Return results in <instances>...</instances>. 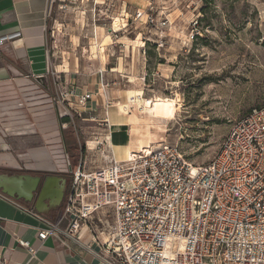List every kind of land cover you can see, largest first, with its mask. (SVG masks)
Here are the masks:
<instances>
[{"label":"rangeland","instance_id":"1","mask_svg":"<svg viewBox=\"0 0 264 264\" xmlns=\"http://www.w3.org/2000/svg\"><path fill=\"white\" fill-rule=\"evenodd\" d=\"M60 5L52 7L45 25V93L53 107L45 130L51 137L35 129L39 134L32 139L33 131L19 125L15 133L23 136L10 138L21 155L31 147L50 150L60 168L41 177L60 176L69 185L80 164L87 171L106 167L111 144L120 159L141 147L173 144L191 164L204 166L217 157L235 124L264 107V0H70ZM63 70L66 75L59 73ZM69 78L93 96L85 111H75L76 101L61 96L71 88ZM136 93L145 105L155 97L178 99L181 112L167 126L154 125L138 107L124 111ZM68 111L72 119L66 121ZM113 112L128 117L131 125H113L108 117ZM63 211L50 221L60 220Z\"/></svg>","mask_w":264,"mask_h":264},{"label":"built area","instance_id":"2","mask_svg":"<svg viewBox=\"0 0 264 264\" xmlns=\"http://www.w3.org/2000/svg\"><path fill=\"white\" fill-rule=\"evenodd\" d=\"M18 36L0 38V46ZM61 96L76 101L75 111L93 100L71 88ZM64 117L72 119L69 111ZM61 208L57 222L25 209L40 224V240H79L80 228L93 225L96 214L113 215L114 224L101 229L105 264H264V107L235 124L204 166L167 143L128 162L111 157L93 171L80 164ZM18 244L36 253L30 242Z\"/></svg>","mask_w":264,"mask_h":264},{"label":"crops","instance_id":"3","mask_svg":"<svg viewBox=\"0 0 264 264\" xmlns=\"http://www.w3.org/2000/svg\"><path fill=\"white\" fill-rule=\"evenodd\" d=\"M68 1L0 0V38L19 34L0 46V174L14 172L11 174L15 175L16 172L38 176L58 171L59 166L53 163L49 149L31 147L21 155L15 151L14 140L10 138L23 136L15 133L21 131L19 125L33 131L32 139L41 132L50 135L51 130H45L46 121L50 122L53 115L51 98L45 93V25L52 7L58 4L61 7V3ZM59 73L66 75L67 71ZM68 83L77 94L83 92L74 87L70 78ZM41 103L48 106L36 108ZM108 117L110 122L113 119L124 129L131 125L128 117L118 113H108ZM23 121L28 123L21 124ZM32 207L0 191V264H105L100 258V245L106 240L101 229H109L114 224V217L108 211L95 215L94 226L84 224L78 233L79 240L68 239L63 244L55 237L40 240V224L25 210ZM60 209L46 211L43 215L52 218ZM18 240L30 242L36 253L32 255L21 248Z\"/></svg>","mask_w":264,"mask_h":264},{"label":"bare ground","instance_id":"4","mask_svg":"<svg viewBox=\"0 0 264 264\" xmlns=\"http://www.w3.org/2000/svg\"><path fill=\"white\" fill-rule=\"evenodd\" d=\"M145 104H144V100L141 94L136 93V96L132 100V102L124 106V111L130 114V111L127 110L129 109L130 105L138 107L143 110L142 113H144V115L149 119V121L157 126H167L168 123L174 121L177 118L178 113L181 112V103H179L178 99H174V98L155 97L151 99L148 105H145ZM112 118H113V115H112ZM115 122L116 121H113L112 119L111 123L113 124ZM106 123L110 129L109 121L106 120ZM106 140L108 141V137L106 138ZM107 141L106 143L108 144ZM109 147L112 150L111 154L113 157V161H116L118 163H123V162H128V160L133 158L135 155H139L142 152L149 151L151 148H156L158 146L150 147L147 149H143L144 147L143 148L141 147L137 153L128 151L127 158H124V159H120L119 157H117L116 151L112 144L109 145ZM29 184L30 183L28 182V183H25V185H23L20 179L8 178L6 176L3 178H0V186H4L8 190H11L12 192H17L20 195L29 193V188H30ZM55 202H57V200ZM40 207L45 208L43 204H40Z\"/></svg>","mask_w":264,"mask_h":264},{"label":"water","instance_id":"5","mask_svg":"<svg viewBox=\"0 0 264 264\" xmlns=\"http://www.w3.org/2000/svg\"><path fill=\"white\" fill-rule=\"evenodd\" d=\"M20 179L22 184H29V193L20 195L17 192H12L4 186H0V191L8 197L17 201H24L25 203L32 204L35 210L40 214H45L46 211L57 210L62 206L64 197L68 188L66 179L60 176L47 175L46 177L35 176L31 174L21 175H3V177ZM57 200V202H55ZM43 204L45 208L40 207Z\"/></svg>","mask_w":264,"mask_h":264},{"label":"trees","instance_id":"6","mask_svg":"<svg viewBox=\"0 0 264 264\" xmlns=\"http://www.w3.org/2000/svg\"><path fill=\"white\" fill-rule=\"evenodd\" d=\"M66 119H67V118H65V120H66ZM66 121H68V120H66ZM40 175H46V174H39V176H40Z\"/></svg>","mask_w":264,"mask_h":264},{"label":"flooded vegetation","instance_id":"7","mask_svg":"<svg viewBox=\"0 0 264 264\" xmlns=\"http://www.w3.org/2000/svg\"><path fill=\"white\" fill-rule=\"evenodd\" d=\"M53 218H54V216H53Z\"/></svg>","mask_w":264,"mask_h":264}]
</instances>
